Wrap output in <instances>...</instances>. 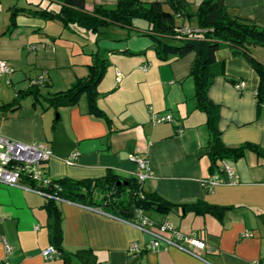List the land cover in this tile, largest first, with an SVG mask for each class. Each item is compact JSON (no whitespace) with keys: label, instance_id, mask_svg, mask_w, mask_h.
Masks as SVG:
<instances>
[{"label":"crops","instance_id":"1","mask_svg":"<svg viewBox=\"0 0 264 264\" xmlns=\"http://www.w3.org/2000/svg\"><path fill=\"white\" fill-rule=\"evenodd\" d=\"M116 1L84 0V10L90 12L96 6L111 9ZM142 1L159 2L164 11H171L165 0ZM183 1L194 12L203 0ZM221 2L230 15L253 21L264 30V0ZM14 3L0 0V60L12 68L9 79L0 76V135L26 144L44 143L52 153L44 165L50 180H91L108 172L120 179L134 178L137 167L128 158L136 156L147 161L151 176L142 183L145 192L177 205L203 201L226 208L220 218L184 214L180 208L166 217L150 215L212 250L211 254L200 252V260L174 246L130 253L132 244L143 247L149 239L101 210L59 201L61 249L72 254L69 264H82L74 256L81 250L91 251L98 264L264 262V159L248 152L236 161L219 162L213 174L208 172L206 118L196 109L192 81L187 78L194 55L160 62L150 39L138 35L144 24L137 25L138 31L108 29L97 44L91 36L84 39L59 22L17 15L10 26L8 10ZM17 3L24 5L23 0ZM176 25L196 30L194 19L179 17ZM97 49L109 51L95 100L108 123L87 114L82 98L74 107L57 110L31 97L21 100L17 109L5 107L39 76L44 77L41 97L65 91L76 79L86 77ZM215 56L223 61V73L240 79L243 85L237 90L217 75L208 90L209 99L218 106L216 128L221 143L226 147L250 143L264 153V104L256 103L257 77L225 49ZM150 112L170 115L173 120L154 125ZM73 152L78 157L67 164ZM222 164L232 170V176L221 170ZM212 175H217L219 184L207 192L202 181ZM44 203L40 195L0 185V264H63L59 256L45 261L40 255L50 246ZM244 233L250 236L243 237ZM5 244L12 248L8 256Z\"/></svg>","mask_w":264,"mask_h":264},{"label":"trees","instance_id":"2","mask_svg":"<svg viewBox=\"0 0 264 264\" xmlns=\"http://www.w3.org/2000/svg\"><path fill=\"white\" fill-rule=\"evenodd\" d=\"M18 1L15 0L16 3L8 10L10 26H14L17 15L45 22H59L64 29L84 39L87 35L91 36L97 44L108 29L138 31L140 28L137 25L144 24L145 29L138 35L150 39L152 42L150 47L160 62H174L193 54L187 78L192 81L196 109L206 118L209 135L206 148L208 172L213 174L219 162L236 161L248 152L264 159V153L258 145L243 143L237 147H226L221 143L216 128L218 106L208 97L213 78L221 75L224 81L232 86L240 83V79L223 73V61L217 60L215 56L218 50H227L230 58L242 60L249 67L257 77L256 103L264 104V57H259L264 54V30L253 21L230 15L221 0H203L194 12L183 0H165L170 12L164 11L159 2L146 3L142 0H117L114 8L96 6L90 12L84 10V0H23L22 6L18 5ZM179 17L186 21L194 19L196 30L177 39L175 29L182 27L176 25ZM108 53L107 50L97 49L92 54L93 62L87 66L86 77L76 79L65 91L41 97L39 88L43 87L44 83L40 86L30 85L26 90L18 91L14 100L5 107L17 109L21 100L31 97L34 101L44 102L49 108L57 110L74 107L81 98H84L87 114L108 123L105 115L95 105L96 88L106 71ZM31 185L37 187L34 183ZM39 189L48 196L44 198L43 207L47 215L49 243L58 251L63 264H69L72 254L64 253L61 249V217L56 207L59 201L98 209L126 223L133 221L136 211L149 216L166 217L180 208L184 214L220 218L222 212L226 210L203 201L173 204L154 192H145L142 184L135 178L120 179L110 172L101 178L91 180L51 179ZM74 256L82 264H98L89 250L77 251Z\"/></svg>","mask_w":264,"mask_h":264},{"label":"built area","instance_id":"3","mask_svg":"<svg viewBox=\"0 0 264 264\" xmlns=\"http://www.w3.org/2000/svg\"><path fill=\"white\" fill-rule=\"evenodd\" d=\"M192 30L182 26L175 29V37L180 39L191 33ZM146 67H142V71H145ZM12 74V68L6 61L0 60V76H10ZM118 77V74H117ZM118 81V79H116ZM44 82V77L39 76L30 82V85L40 86ZM237 90L243 88L242 84L235 86ZM172 117L170 115H159L150 112V121L152 124L171 123ZM180 133V130H177ZM52 153L44 143H21L16 140L4 137L0 135V185L11 186L18 188L22 191L34 193L42 197H48L39 187L45 186L50 180L44 172V165L51 159ZM78 157L77 152H73L67 164H71ZM129 161L136 164L137 172L134 173V178L138 183L142 184L144 180L150 178V173L147 167V161L145 159L129 156ZM222 171H224L229 177L233 175L232 170L222 164ZM31 183H34L37 187H33ZM219 184L217 175H212L206 180L202 181V187L211 192L214 187ZM131 227L138 230L145 235L149 240L146 246L140 247L137 244H132L129 247L130 253H138L143 250H154L160 246H174L197 259L203 260L200 256V252L204 254H211L212 250L205 247L204 243L195 239L192 236H184L171 225L165 221L156 222L148 214L141 211H136L132 222L128 223ZM249 233H244L243 237H249ZM12 248L5 244L4 254L8 256L11 254ZM41 257L45 261L52 260L59 256L58 251L49 246L42 250ZM253 264H264L263 261H257Z\"/></svg>","mask_w":264,"mask_h":264},{"label":"rangeland","instance_id":"4","mask_svg":"<svg viewBox=\"0 0 264 264\" xmlns=\"http://www.w3.org/2000/svg\"><path fill=\"white\" fill-rule=\"evenodd\" d=\"M10 76H11V75H10ZM10 76H8V77L5 76V77L9 79ZM8 79L6 80V82H9ZM84 100H85L84 98L81 99V101H84Z\"/></svg>","mask_w":264,"mask_h":264},{"label":"water","instance_id":"5","mask_svg":"<svg viewBox=\"0 0 264 264\" xmlns=\"http://www.w3.org/2000/svg\"><path fill=\"white\" fill-rule=\"evenodd\" d=\"M119 183H117V185H118Z\"/></svg>","mask_w":264,"mask_h":264}]
</instances>
